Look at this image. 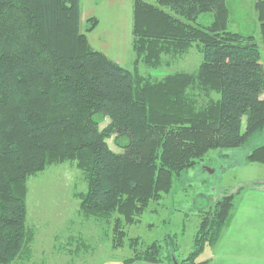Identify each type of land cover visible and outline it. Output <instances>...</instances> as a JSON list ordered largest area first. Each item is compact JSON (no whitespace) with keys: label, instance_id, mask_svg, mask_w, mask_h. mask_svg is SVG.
I'll use <instances>...</instances> for the list:
<instances>
[{"label":"trees","instance_id":"obj_1","mask_svg":"<svg viewBox=\"0 0 264 264\" xmlns=\"http://www.w3.org/2000/svg\"><path fill=\"white\" fill-rule=\"evenodd\" d=\"M254 8L264 42V0ZM204 13L209 24L198 22ZM80 17V0H0V264L30 243L28 178L63 163L86 182L82 212L106 220L112 247L127 239L133 254L125 264H205L197 256L219 241L240 189L200 211L184 258L174 254V238L142 244L126 227L210 150L241 146L264 130L255 37L227 28L226 0H133L134 62L157 68L194 46L202 56L193 72L152 79L91 47ZM88 21L91 31L97 20ZM245 159L264 164V144Z\"/></svg>","mask_w":264,"mask_h":264},{"label":"rangeland","instance_id":"obj_2","mask_svg":"<svg viewBox=\"0 0 264 264\" xmlns=\"http://www.w3.org/2000/svg\"><path fill=\"white\" fill-rule=\"evenodd\" d=\"M132 1L82 0L84 13L82 20L80 17V28L91 47L102 50L113 60L117 59L123 68L152 79L176 71H195L202 58L195 46L157 68L134 62ZM256 1L226 0L229 8L227 28L255 37L264 68V42L254 8ZM90 17L97 22L93 30L86 31ZM211 21V13L198 17V22L203 25ZM261 97L264 98V92ZM107 123L108 120L103 118L100 127ZM107 142L112 150L119 151L113 137ZM262 144L264 130L241 146L210 150L203 159L173 179L170 191L158 201L151 202L138 223L126 227L127 237H138L142 244H148L155 240L162 242L170 236L177 245L174 252L177 258L186 257L193 248L202 209L212 206L214 199L223 193L240 189L236 199L238 206L242 192L264 190V164L245 159L254 147ZM26 184V225L31 239L12 264H125L124 258L132 256L133 250L127 246V239L122 247L111 246V227L106 220L85 215L80 209L79 193L85 192L86 182L76 167L69 163L51 165L31 175ZM169 250L168 246H163V253ZM210 250L204 248L197 260L208 258Z\"/></svg>","mask_w":264,"mask_h":264},{"label":"crops","instance_id":"obj_3","mask_svg":"<svg viewBox=\"0 0 264 264\" xmlns=\"http://www.w3.org/2000/svg\"><path fill=\"white\" fill-rule=\"evenodd\" d=\"M210 249L202 260L205 264H264V190L241 193L219 241Z\"/></svg>","mask_w":264,"mask_h":264}]
</instances>
